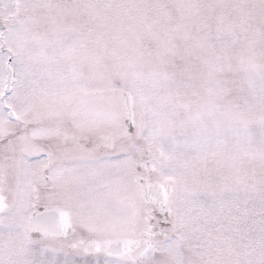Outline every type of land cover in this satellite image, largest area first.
Returning a JSON list of instances; mask_svg holds the SVG:
<instances>
[{
    "label": "rangeland",
    "instance_id": "374dc122",
    "mask_svg": "<svg viewBox=\"0 0 264 264\" xmlns=\"http://www.w3.org/2000/svg\"><path fill=\"white\" fill-rule=\"evenodd\" d=\"M7 65L12 123H142L178 206L134 260L105 249L140 239L143 201L99 224L61 208L71 234L53 240L30 233L18 192L0 207V264H264V0H0V97ZM11 121L0 99L1 148Z\"/></svg>",
    "mask_w": 264,
    "mask_h": 264
},
{
    "label": "flooded vegetation",
    "instance_id": "af4514ba",
    "mask_svg": "<svg viewBox=\"0 0 264 264\" xmlns=\"http://www.w3.org/2000/svg\"><path fill=\"white\" fill-rule=\"evenodd\" d=\"M12 69L15 83L16 70ZM27 70L36 76L34 68L30 70L28 64ZM13 92L14 88L0 97L8 115L13 108L7 99ZM61 115L66 117V111ZM13 116L15 118L14 113ZM9 120L11 123L5 125L7 141L3 148L0 146V150L8 149L6 161H3L6 172L0 177V207H11L16 201L15 195L24 192L27 224L31 218L50 214L48 221L53 224L57 219L63 230V233L31 230V234L53 240L69 237L71 229L61 208L70 206L73 212L78 208L80 213L76 217L99 224L103 220L108 223L111 218L118 219L122 214L113 213L109 217L103 208L112 204L122 209L126 201L130 204L143 201L144 230L139 234L140 239L128 245L122 238H116L107 243L105 252L111 244H120L121 254L130 257L136 248L149 246L155 237L163 235L160 230L169 223L178 206V190L170 176L161 172L162 169L166 171V154L163 156L157 143L145 142L149 146L143 149L142 123H132L130 119L127 123H88L84 120L12 123L13 118ZM11 124H17L16 127L26 124L24 130L32 129L36 135L18 136L21 129L16 128L9 133ZM14 137L18 141H10ZM9 188L11 200L5 198ZM84 244L86 247L94 245L97 250L94 242Z\"/></svg>",
    "mask_w": 264,
    "mask_h": 264
},
{
    "label": "water",
    "instance_id": "95a60500",
    "mask_svg": "<svg viewBox=\"0 0 264 264\" xmlns=\"http://www.w3.org/2000/svg\"><path fill=\"white\" fill-rule=\"evenodd\" d=\"M7 75H8V82H9L7 84V86H10V79H11V71L10 70H7ZM127 105L129 107L128 100H127ZM129 110H130V108H129ZM43 219H44L43 216L33 218L30 220L29 226L32 228H37V229H41V228L48 229L49 225L47 223H45L43 221ZM56 226H57V224H56ZM58 226H60V225L58 224ZM61 232H63V231H61ZM144 250H145V246H142V247L138 248L137 250H134V252L132 253L134 260H138L142 256ZM88 251L94 252V246L89 247ZM109 251L112 254L117 255V254L121 253V246L119 244L118 245H112V247L110 248Z\"/></svg>",
    "mask_w": 264,
    "mask_h": 264
}]
</instances>
